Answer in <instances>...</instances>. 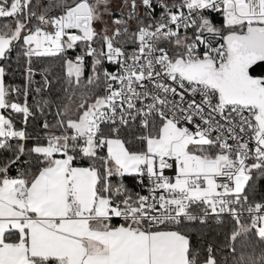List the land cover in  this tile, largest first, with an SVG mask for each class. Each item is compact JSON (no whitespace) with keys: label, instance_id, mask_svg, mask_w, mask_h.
<instances>
[{"label":"snow or ice","instance_id":"snow-or-ice-1","mask_svg":"<svg viewBox=\"0 0 264 264\" xmlns=\"http://www.w3.org/2000/svg\"><path fill=\"white\" fill-rule=\"evenodd\" d=\"M258 183L264 0H0V264H264Z\"/></svg>","mask_w":264,"mask_h":264},{"label":"trees","instance_id":"trees-1","mask_svg":"<svg viewBox=\"0 0 264 264\" xmlns=\"http://www.w3.org/2000/svg\"><path fill=\"white\" fill-rule=\"evenodd\" d=\"M12 59L14 62L15 53H13ZM49 64L52 66V68L56 72V76L52 77L53 83L56 85L52 91L54 93H59V94L63 95V93L61 91L60 84L57 83V78L62 77V75H63V70L60 68L59 61H55V60H51V59L45 60V66H47ZM22 79H23V77L19 74V72H17L15 75L10 74L9 77L7 78V82L9 84L18 85L21 83ZM35 79L39 81V80H41V76L37 75ZM45 98H47V97H45ZM37 99H39V97H37ZM29 103L30 104L33 103L32 97L29 98ZM22 119H23L22 115L16 116V122H17L18 127L22 126V123H21ZM41 120H42V118L39 116V114H37V117L35 119L29 118L28 130L30 132H33L34 130L38 131ZM29 143H31V141ZM13 174H15V173L13 172ZM256 191H257V197L258 198L260 196H264V184L258 183ZM205 232L207 234V239L209 241L215 240L218 236H220L222 238L219 229L213 228V230L211 232H208L207 229H205Z\"/></svg>","mask_w":264,"mask_h":264},{"label":"built area","instance_id":"built-area-1","mask_svg":"<svg viewBox=\"0 0 264 264\" xmlns=\"http://www.w3.org/2000/svg\"><path fill=\"white\" fill-rule=\"evenodd\" d=\"M212 223L214 224V221Z\"/></svg>","mask_w":264,"mask_h":264}]
</instances>
